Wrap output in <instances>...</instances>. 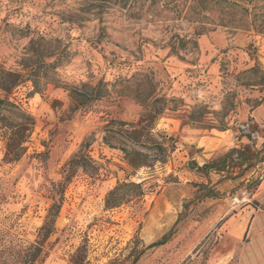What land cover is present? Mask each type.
Returning <instances> with one entry per match:
<instances>
[{
    "label": "rangeland",
    "instance_id": "rangeland-1",
    "mask_svg": "<svg viewBox=\"0 0 264 264\" xmlns=\"http://www.w3.org/2000/svg\"><path fill=\"white\" fill-rule=\"evenodd\" d=\"M222 1L0 0V83L20 80L0 98L35 122L10 163L0 126V264L37 241L90 137L95 169L66 187L37 264H264V0ZM112 121H144L151 167L107 144ZM128 182L144 196L107 210Z\"/></svg>",
    "mask_w": 264,
    "mask_h": 264
},
{
    "label": "trees",
    "instance_id": "trees-1",
    "mask_svg": "<svg viewBox=\"0 0 264 264\" xmlns=\"http://www.w3.org/2000/svg\"><path fill=\"white\" fill-rule=\"evenodd\" d=\"M119 1L124 2L125 4L130 2V0ZM211 1L214 0H201V5L203 8L208 10V3ZM215 2L218 8L222 10L225 1L215 0ZM189 43L190 41L181 40L178 46L181 48V50H185ZM196 44L197 43L194 42L195 46H197ZM4 76H6V74H3V77L1 78L0 87L4 92L8 93L19 83L20 80L9 86V84L4 82ZM7 76H14V78H18L17 75L12 73H8ZM83 104H87V102H84ZM160 112L158 115L161 114ZM143 122L144 121L138 123L137 125H133L121 121H112L105 127L107 133H105L104 140L107 142V144H113V140H116V137L119 136L125 139L126 143L128 142L131 144V147H124L122 150L126 154L130 166L136 169L142 167H151L153 164V162L149 161V157L147 155L137 151L135 148L136 146H145V144L142 143V138L145 131V127H142ZM34 124L35 122L33 117L27 114L18 105L10 102V100L6 97L0 98V126L1 129L6 131L5 134L7 135V162H17L21 159L25 152L24 144L28 139L29 133L34 127ZM90 138H87L83 142L79 152L66 164L63 170L62 180L59 183H53L51 194L52 205L48 211L44 225L39 231L37 241L29 246H25L23 244L20 245L17 251H15L11 264H37L40 261L44 252V243L55 231V225L63 205V197L66 187L72 182L73 178L80 170L86 173H92V171L95 169L93 161L89 156V147L91 145ZM154 146L160 153L167 152L164 145L156 143ZM244 151L251 153L252 147L247 146ZM258 155L259 152L254 151V153L249 158H247L248 161L254 160L247 165V170L255 168L259 162H262L261 160H258ZM216 167V164L213 163L205 165L203 169L208 171ZM142 196H144L142 183H121L107 194L105 199V208L107 210L118 208L131 202L133 199ZM166 242L167 240L165 238L154 243L150 246V248L163 246L166 244ZM1 264H9L8 259L5 258L4 261H1Z\"/></svg>",
    "mask_w": 264,
    "mask_h": 264
}]
</instances>
